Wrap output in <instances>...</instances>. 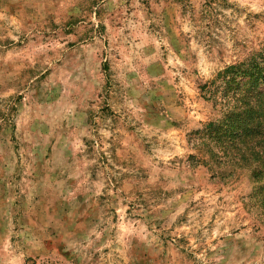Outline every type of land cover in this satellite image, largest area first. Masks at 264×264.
<instances>
[{
	"label": "rangeland",
	"instance_id": "rangeland-1",
	"mask_svg": "<svg viewBox=\"0 0 264 264\" xmlns=\"http://www.w3.org/2000/svg\"><path fill=\"white\" fill-rule=\"evenodd\" d=\"M263 94L264 0H0V264H264Z\"/></svg>",
	"mask_w": 264,
	"mask_h": 264
},
{
	"label": "trees",
	"instance_id": "trees-1",
	"mask_svg": "<svg viewBox=\"0 0 264 264\" xmlns=\"http://www.w3.org/2000/svg\"><path fill=\"white\" fill-rule=\"evenodd\" d=\"M260 94L261 93H259V96H260ZM264 95V94H263ZM261 99V97H259V99H257V100H255L254 102H257V108H258V110H260V109H264V103H260V100ZM252 104V103H251ZM248 105H250V104H248ZM248 105H246V109L245 110H243L241 113L242 114H244V116H250V115H254V114H257V112L254 110V109H252V108H249L248 109ZM263 116H264V111H263V114H262ZM247 129V130H246ZM252 131H253V129L251 130V129H249V128H245L244 130H241V131H239V132H235L234 133V137H238V138H243L245 135H250V134H252ZM250 132V133H249ZM248 133V134H247ZM244 135V136H243Z\"/></svg>",
	"mask_w": 264,
	"mask_h": 264
}]
</instances>
